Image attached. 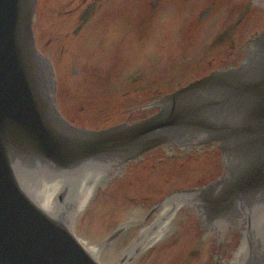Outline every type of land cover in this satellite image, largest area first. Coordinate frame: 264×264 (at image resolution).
<instances>
[{"label": "water", "instance_id": "95a60500", "mask_svg": "<svg viewBox=\"0 0 264 264\" xmlns=\"http://www.w3.org/2000/svg\"><path fill=\"white\" fill-rule=\"evenodd\" d=\"M97 1L87 6L83 21ZM37 3L0 0V264H210L212 242L202 246L173 237L171 243L153 249L169 220L155 236L134 245L132 241L104 245L97 237L85 238L88 224L98 235L103 231L99 226L110 232L120 222L117 198L93 204L89 215L74 226L93 197L101 172L166 144L215 146L221 152L206 148L157 171L138 172L141 180L135 185L163 192L169 186L207 182L221 170L222 154L221 176L185 193L189 200L194 198L206 222L246 217L248 236L258 235L264 245V30L251 39L240 64L215 69L145 105L158 106L154 113V108L143 109L113 118L103 125L107 127L95 128L93 123L85 125L93 127L88 128L82 121L71 123V117L68 121L58 108L71 93L68 78L61 77L65 58H59L66 39L48 37L42 43L37 24V47ZM200 65L183 71L200 72ZM184 207L192 211L188 201L172 199L166 206L173 214ZM247 245L253 250L257 246L248 244L247 238L230 246L224 243L227 261L240 264ZM142 251L143 261L138 262L137 252ZM247 258L242 262L258 264Z\"/></svg>", "mask_w": 264, "mask_h": 264}, {"label": "rangeland", "instance_id": "374dc122", "mask_svg": "<svg viewBox=\"0 0 264 264\" xmlns=\"http://www.w3.org/2000/svg\"><path fill=\"white\" fill-rule=\"evenodd\" d=\"M82 1L42 0V43L48 37H63L76 26L77 13L84 9L83 4L79 8ZM219 2L212 30L222 29L229 7L233 12L240 8L238 0ZM143 3L106 0L95 21L80 36L65 37L59 56L65 58L61 77L68 78L71 93L59 102V109L67 119L71 117V122L102 127L113 118L143 110L144 105L158 98L153 96L154 90L171 92L198 75L183 69L200 65L193 60L194 52L206 47L215 29L209 33L197 30L194 23L187 26L179 11L172 8L151 14ZM186 13L191 20L196 10L186 8ZM166 30L172 35L163 43L160 32Z\"/></svg>", "mask_w": 264, "mask_h": 264}, {"label": "flooded vegetation", "instance_id": "af4514ba", "mask_svg": "<svg viewBox=\"0 0 264 264\" xmlns=\"http://www.w3.org/2000/svg\"><path fill=\"white\" fill-rule=\"evenodd\" d=\"M85 1H82L83 3L79 4V8L81 4H83L84 9L81 10L80 13H77L76 26L71 31L65 32L63 34L64 37L67 38L70 36L76 39L80 36L83 30L91 22L93 15L102 0L97 2L96 8L91 11L88 19L83 21L81 16L88 6V0ZM90 1L92 2L94 0ZM39 2L40 0H38L37 4L34 30L37 47L40 49L37 32V24L40 22L41 15L38 8ZM143 2L145 10L149 11L151 14L164 13L168 8H172L179 11L178 15L187 21V26H193L194 23L197 30L203 29L206 32L215 29H211L216 22L212 18L215 17L214 13L219 0H208L205 4L203 3V0H143ZM238 2L240 8L238 10L236 9L235 12L229 7L228 15H226L222 29L218 30L219 28H216L214 30L215 36L206 42V47H202L200 50L197 48V51L194 52L196 57L193 60H195L197 64H201L200 66L203 69L198 72V75L192 78L193 80L200 78L215 69L228 68L240 64L252 46L251 39L264 30V0H238ZM186 8L196 10L193 19L190 20L188 18L189 13L187 15ZM76 9L77 8H75V10ZM164 21L165 20H162V22ZM171 35V30H166L165 33L161 31V41L164 43V40L171 37ZM161 56L162 55H159V57ZM181 86L182 85L177 88ZM167 93L169 92H164V90L160 89L154 90L153 96L161 97ZM147 108L148 107H145V109ZM208 149V152L218 151V148L215 146H211ZM206 151L205 147H184L166 144L144 154L137 160L129 161L124 164L110 165L104 172H101L103 176L98 179L99 183L96 186L94 195L84 209L85 212L83 211V213L77 217L74 226L77 227L80 218H83L84 215L85 217L89 215L90 208H95L93 204L98 206L105 200L107 201L106 203H110L111 200L117 198L121 200V205L118 206V208L121 209L118 215L120 222L112 228L110 232L107 230V226H99V229L103 231L98 235L93 231V224H90V226L88 224L89 228L87 226L85 230V238L93 239L94 237H97L98 240L105 242L104 245H112L114 242L118 241H132L134 242L132 245H134L137 241L146 240L149 237L155 236L157 230L162 226L164 221L169 220L168 227L161 233L162 238L160 239V243L153 244V249L164 244V242L171 243L173 237L174 239H191L193 241H198L202 243V246L205 242H212V250L208 257L209 263L226 264L228 262L226 258L229 251L227 246V250L222 248L223 244L228 243V246H230L233 241L238 240L241 242L248 237L246 218H234V220L230 221L213 220L206 222L205 218L201 217L197 210L195 202L191 203V212H189V208L184 207L179 208L174 212L175 214H173L171 210L168 211L166 208L172 199L180 201L187 200L188 194L185 193L186 189L200 187L220 176L223 172L221 155V170L218 174L212 176L207 182L197 180L196 183L190 185L179 184L176 186H169L164 189L163 192H159V189L154 188V186L141 188V190L139 186L135 185L137 179V181L141 180V175L138 174V172L146 171V173H148V170L157 171V169L171 166L172 163L175 162H182L183 159H188L192 156L195 157ZM150 181L157 182V179L151 177ZM192 200H194V198H192ZM94 210L91 213V217L94 215ZM90 232H92V234ZM257 236L258 235H256V237L255 235L253 236L255 237V244L257 245L256 249H249L253 251L248 250L247 252L246 250H243L242 257L245 255V257L247 256L256 260L258 264H262L264 263V245L260 243ZM130 247L128 251H130ZM143 253L144 251L137 252V256H139V258L141 257L138 262L143 261ZM133 254H135V252H133ZM232 254L234 256L235 251H233ZM232 261L233 259L227 264H232ZM136 263L137 261L135 264Z\"/></svg>", "mask_w": 264, "mask_h": 264}]
</instances>
